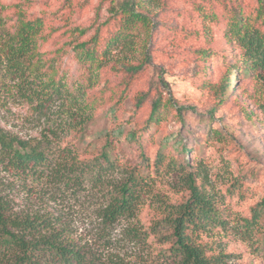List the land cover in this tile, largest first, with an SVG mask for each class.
I'll list each match as a JSON object with an SVG mask.
<instances>
[{
    "label": "rangeland",
    "instance_id": "obj_1",
    "mask_svg": "<svg viewBox=\"0 0 264 264\" xmlns=\"http://www.w3.org/2000/svg\"><path fill=\"white\" fill-rule=\"evenodd\" d=\"M121 1L0 0V135L34 139L46 126L45 118L33 110L34 105L20 96L18 80L9 72L4 56L3 39L13 30L19 11L44 20L45 33H51L45 42H39V52L44 54L46 65L53 61L55 79H62L68 91L75 94L85 86L89 70L69 46L70 36L76 37L70 33L85 29L82 42L104 24L101 33L105 29L114 32L117 25L110 11ZM257 1L157 0L150 4L153 29L146 44L150 65L120 98L124 76L109 69L102 70L97 86L89 92L95 93L107 83L116 96L108 101L107 95L94 111L84 137L75 142L79 155L91 159L104 150L118 162V171L134 168L143 178L136 220L121 221L112 233L119 242L114 253L121 257L137 254L152 264L174 263L170 256L166 260L157 256L170 247V230L162 226L158 235L152 231L165 205L189 200L187 178L192 174L195 185L213 195L227 220L225 230L217 228L210 234L212 238L204 236L202 241L214 253L227 255L225 264H264L262 233H253V243L239 228L264 196V74L259 70L243 72L237 61L239 51L225 36L234 12L253 15ZM119 51L112 48V54L121 56ZM234 67L237 71L227 76L225 98L209 118L211 104L203 87L219 82ZM235 75L239 80L233 85ZM138 93L147 94L140 106ZM158 96L172 98L176 107L195 106V111L180 117L174 108L163 110V120L148 125L150 102ZM60 103L53 102L54 110ZM107 141L110 145L104 149ZM63 142L72 144L70 136ZM183 146L187 152H182ZM74 190L24 177L0 162V198L11 211L51 214L81 244L95 248L99 221L94 211L100 194L89 183L80 192ZM131 225L149 234L147 244L124 238Z\"/></svg>",
    "mask_w": 264,
    "mask_h": 264
},
{
    "label": "trees",
    "instance_id": "obj_2",
    "mask_svg": "<svg viewBox=\"0 0 264 264\" xmlns=\"http://www.w3.org/2000/svg\"><path fill=\"white\" fill-rule=\"evenodd\" d=\"M156 1L122 0L110 11L111 20L117 25L114 32L105 29V33H101L104 24L82 42L79 41L86 34L85 29H74L70 33L76 37L70 36L69 46H72L76 59L89 70L85 86L79 87L75 94L68 91L62 79H55L53 61L46 65L44 54L39 52V42H45L51 33H45L44 20L26 17L23 11H19L13 30L3 39L4 56L9 72L18 80L20 96L34 105L33 110L45 118L46 126L34 139L0 135V162L6 169L24 177L60 184L78 192L89 183L101 199L94 211L99 221L96 232L99 242L95 248L86 247L51 214L25 210L13 212L0 198V264H152L137 254L126 258L114 253L119 242L112 235L121 221L133 223L136 220L144 190L143 178L134 168L118 171V162L111 160L104 150L98 157L82 159L75 142L84 137L87 124L106 96L108 101L116 96L107 83L99 91L89 94L97 86L102 70L109 69L124 76L120 98L144 67L150 65L146 44L153 29L150 4ZM225 36L238 49L237 61L241 62L243 72L259 70L264 74V0L257 1L253 15L234 12L227 22ZM112 48H119L122 55L112 54ZM236 71L234 67L219 82H208L203 87L211 104L209 118L210 112L221 105L229 89L228 74ZM237 80L239 78L235 75L233 85ZM146 98L147 94L138 93V106ZM59 101L61 103L54 110L53 102ZM150 107L148 125H158L163 120V110L174 108L180 117L195 111V106L176 107L172 98L164 100L161 96L155 97ZM69 136L72 144H65L63 140ZM109 145L107 141L104 149ZM187 150L183 146L182 152ZM187 182L189 200L179 205H165L158 212L161 219L155 223L152 234L158 235L162 226L170 230L171 245L157 256L164 260L170 256L173 264H225L227 255L214 253L202 238H212L210 234L217 228L225 230L227 220L213 195L195 185L192 174L188 175ZM239 228L246 240L253 243V233H262L264 246V196ZM148 237L149 234L134 225L129 226L124 234V238L135 244H147Z\"/></svg>",
    "mask_w": 264,
    "mask_h": 264
}]
</instances>
